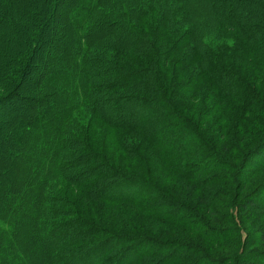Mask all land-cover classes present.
<instances>
[{"label":"trees","instance_id":"obj_1","mask_svg":"<svg viewBox=\"0 0 264 264\" xmlns=\"http://www.w3.org/2000/svg\"><path fill=\"white\" fill-rule=\"evenodd\" d=\"M184 3L185 0H0V7H4L0 11V62H3L0 65V85H8L9 88L0 95V108L10 106L8 110L16 113L11 122L5 119L0 123V264H35L36 251L43 249L48 252L52 248L57 251L52 259L57 264H135L139 261L136 259L138 256L145 255L139 248L149 242L153 244L155 239L143 234L121 235L79 219L76 205L57 191L61 181H67L69 185L74 182V186L83 190L85 201L94 199L100 203H123L136 207L143 203L108 191L118 182L152 184L151 188L153 185L157 187L155 192L159 190L164 194L157 199L168 205L178 204L182 210H189L202 220L203 234L208 242H220L224 233L227 236L230 232L228 227L217 228L208 224L210 215H215L211 211L215 202H209L207 194L197 190L198 185H205L198 182L197 175L185 179L193 182L192 188L180 192L179 199L170 197L167 189L160 188L149 179L148 164L151 161L158 164L155 158L145 159L141 172L145 177L119 173L117 178L114 176L117 169H112L115 167L104 160L95 163L96 159L106 156L95 152L90 143L96 125L101 122L112 129L106 141L111 142L118 137V141L123 142L134 133L137 124H133L130 118L119 121L114 116L112 122L106 121L95 111L93 101H89L90 94H113L123 88L124 91L116 94L120 97L128 94L140 106L152 110L162 104L165 114L158 123L175 122L173 127L178 125L186 131L181 140L191 138L194 141L190 150L186 151L180 145L170 153L166 145L156 139L155 142L166 150L162 157L176 168L183 167L179 166L180 162L189 165L200 160L196 167H203L212 160V164L232 175L235 192H242L250 172L264 167V120L260 125H248L250 119L245 115L256 105L264 108V0H209L211 8L208 14L197 20L185 10ZM167 4L171 14H168ZM154 15L157 19H153ZM89 22L92 23L87 28L90 32L86 40L81 28ZM97 22L111 31L115 24L118 34L111 35L109 31L110 36L97 39L102 44L94 45L97 34L101 32ZM60 32L63 33L59 38L55 37ZM64 33L72 35L73 41L76 39L78 43L71 47L73 41H65ZM119 37L123 38L118 40ZM125 40L146 42L144 44L154 56V64L163 62L161 76L155 71L152 73V85L159 93L158 98H139L130 91L133 80L139 75L131 71L136 65L134 51L126 53V47L118 44ZM167 43L169 47L162 49ZM191 45L195 46L189 51L187 48ZM106 49V58H100ZM77 51L81 55H77ZM175 57L180 62L175 66L173 76L168 78L164 73L170 59ZM66 59H70L75 67L100 62V65L107 66L111 78L90 86L87 78L82 84L83 78L71 76L65 81L66 87L62 85L63 91L57 92L56 98L40 95L39 92L50 83H58L64 78L61 72L47 69L48 64ZM83 85L87 89L86 95L81 91ZM205 86L212 94H218V97L229 95L240 104L241 112L231 127L236 134L241 132L248 137L243 141L244 145L237 135L225 139L230 128L227 115L217 118L215 114H208L217 118L212 123L214 129L222 123V130L217 133L214 129V132L204 131L201 120L187 115L191 113L190 109L184 114L177 111L179 104L176 98L189 95L196 98L201 87ZM26 87L35 88L33 97L20 96L19 92ZM15 100L18 104L25 102L26 108L13 105ZM162 128L169 130V123ZM150 141L154 139L150 138ZM7 146H12L14 152L11 148L6 149ZM66 148L71 152L70 160L58 163L55 155H61ZM138 155L134 159L142 161V153ZM234 156H240V159L236 162ZM220 176L211 175L207 181ZM102 177L107 180L105 185L103 181L100 183ZM22 183L29 184L23 191L13 192ZM39 195L43 199L39 207L46 211V217L39 219L37 226L34 211L38 208L35 200ZM66 203L72 209L75 206L76 210L67 213L64 209ZM260 204H264L262 184L237 200L235 210L243 211L244 219L260 218L264 222V211L255 210ZM152 210L155 209L144 207L142 211L167 221L180 220L177 217L166 218ZM34 234L38 235V240ZM32 237L36 240H31ZM256 239L257 244L264 245V229L258 231ZM174 243L172 241L170 246ZM121 244L127 247L117 249ZM130 249L140 255L131 259ZM241 252L243 255H239ZM240 253L236 260L243 263L238 264H264V249L248 251L242 242ZM153 259L146 258L141 264H153L158 260ZM201 260L210 262L206 257ZM219 264L225 262L220 261Z\"/></svg>","mask_w":264,"mask_h":264},{"label":"rangeland","instance_id":"obj_2","mask_svg":"<svg viewBox=\"0 0 264 264\" xmlns=\"http://www.w3.org/2000/svg\"><path fill=\"white\" fill-rule=\"evenodd\" d=\"M184 4L185 10L187 9L192 17H194L196 20L201 16L204 17L205 15H207L208 11L211 8L209 0H185ZM172 6L173 3L171 7ZM166 8L169 11L168 14H171L169 4L166 5ZM1 10H4V7H0V11ZM91 17L93 18V15ZM153 19H157V16L154 15ZM91 23L92 22L84 23L81 28V32L85 33L87 36L86 40L89 39L88 33L90 32V30H88L87 28L91 26ZM97 24L100 25L101 32L97 34L96 41L97 39L110 36L109 31L111 35L118 34V30L117 28H115V24L113 25L114 30L112 31L105 29V27H102L99 22H97ZM61 33L63 32L57 33L55 37L59 38ZM63 35L65 37V41H73L72 35H67L65 33ZM120 38L123 37H119L118 40H120ZM76 42L78 43V40L76 41V39H74V41L71 43V47L74 46ZM139 42L136 43L125 40L124 43H121L120 41L118 43L121 46L126 47V53L129 51H134L135 53L133 55V58L136 61V65L132 66L131 71L137 72L139 77H136V80H133L131 86L132 89L130 91L132 93H135L133 95L139 98L145 96L148 98L156 99L159 97V93L156 92L155 85H152V73L155 71L156 74L159 73V75L161 76L160 70H162L163 62H155L154 64V56L151 55L148 46L144 44L146 42ZM95 44H102V42L97 41L94 42V45ZM194 46H188L189 48L187 49H189L190 51V48H194ZM166 47H169L168 43L167 45H163L162 49H165ZM93 51L94 50H92V52ZM85 52H88V50H86ZM76 53L77 55H81L79 51H77ZM106 53H108L107 49L101 52L102 55L100 56V58H106ZM88 55H86L85 58ZM179 62L180 60H177V57L170 59L164 75L168 78L171 77L170 75L173 76V73H175V66L179 64ZM2 63L3 62H0V65ZM99 63L93 62L91 63V65L81 64L80 66L75 67L70 59H66L63 61L61 60L59 62H50L46 68H49L50 71L61 72V74L64 75V78L62 80H59L58 83H50V86L45 89L43 88L39 92V94L47 97L51 95L53 96V98H56L55 95H57V92L59 90L63 91L62 85L66 87L65 81L66 79L70 80L71 76L75 78H78L79 76L80 80L81 78H83L82 84L87 78L90 86H92L93 84L101 83L111 78L110 72L106 70L107 66L104 67ZM88 66H90V69L88 68ZM243 66L244 65H242L241 67ZM99 73H101V75ZM66 89L70 91L69 87H67ZM129 89H127V91ZM6 90H9L8 85H0V95L5 94ZM35 91V88L26 87L22 90V92H19V94L20 96L30 98L34 96ZM81 91L83 94H87V89L84 87V85L81 86ZM118 91H124V89L122 88V90H116L113 94L98 92H96L95 94H90L89 101H93V105L96 108L95 111L97 112V114L100 113L99 116L102 119L112 122L114 116L118 118L119 121H126L128 118H130V121L133 124H137V127L136 129H134V133L123 140V142L122 140L118 141V137H115V139H111V142H109L106 141L105 138L108 135L111 136L110 131L112 129L108 126H105V124H103L102 122L99 123V125L97 124L96 130L92 134L90 139L91 147L95 152H100L106 157L96 159L95 163L97 164L99 161L104 160L111 167H115L112 169H117L118 172H115L113 170V172H115L114 176L117 178L120 177L119 173H123L127 176H129V174H134L135 176L145 177L143 173H141L142 169H144L145 167V159L155 158L158 161V164L154 163L153 161L149 162L148 164L150 166V169L148 170H150L149 173L151 174V177L149 179L156 183L160 188L165 190L167 189L168 196L177 199L180 198V192H186L190 189V187L192 188L193 182H188L190 181L189 178L186 182L185 179L187 177H191L192 175H197L198 182L200 184L206 185H198L199 188L197 190L199 192L202 191V193L205 192L207 194L205 195L206 197H208L209 202H215L213 203L214 208L211 210L215 215H210L211 219L210 221L208 220V224L217 228L228 227L231 230L227 234V236L224 233L222 241L215 243L208 242L207 238L203 234L202 220L197 218L198 216L196 214H191L189 210H182L181 206L178 204L168 205L167 202L157 199V196L164 197V194L159 190L155 192L157 187L153 185V187L151 188L152 184L150 182V186H148L147 184H134L128 182L124 184L118 182V184L115 185L111 191H108L109 194L115 193L121 197H132L134 198V202H140V204L141 202L143 203V205L141 204L140 207H136L135 205H128L123 203L118 205L106 202L100 203L99 201H96L94 199H92L93 201H85L82 197L84 195L83 190L78 189V187L74 186V182L71 181L69 185L67 181L60 180L61 184L57 186V191L59 192V194L63 195L67 201L73 202L76 205L79 212V219H84L88 223H91L93 225L96 224L102 229H105L107 231L110 230L111 232H117L121 235L132 236L136 234H143L155 239L153 241V244L149 242L147 244H144L142 248H139L142 250L143 254H145L144 256H142L143 258L141 257L142 254L140 255L138 251L136 253L132 249L129 250V256L132 257L131 259H134L137 254L140 255L136 258L139 261H137L135 264H141L146 258L149 257L151 259L154 258V261L158 259L153 264H219L220 261L225 262V264H238L243 263L242 261L240 262L236 260V255L240 253L242 242L243 245H246L248 251L263 250L264 245L257 244L256 237L258 231L264 229V222L260 220V218L244 219L243 211L238 210L237 208L235 210V203L247 192L251 191L254 187L260 184L264 185V167L257 172H250L251 174H249V179L243 186L244 188L242 192H240V190L239 192H235L234 185H232V175L229 172L226 173V171L221 170L218 165L212 164V160H210V162L208 163L206 162V166L203 167H196L197 165H200L198 163L200 160H196L189 165H187L185 162H180L179 166L183 167L181 169L176 168L174 164L169 163L165 158L162 157L164 155L163 153L166 150H163L162 145L155 142L156 139L160 143H164L170 153H173L175 149L180 148V145H182L181 147L185 148L186 151H188L192 148V142L194 141H192L191 138L190 140L189 138H185V141L181 140V138L184 136L183 134L186 131L181 126L175 124V126L173 127V123L175 122H171L169 120V130L162 128L164 127V125L168 124L166 122H164L162 125L160 124L162 122L158 123V120L162 119V116L165 114V107H162V104L156 105L151 110L150 107L140 106L137 100L130 97V95L128 94H124V96L122 97L118 96L116 94ZM199 92L200 93L196 98H193L191 95L176 98L178 99L179 104L177 106V111L181 114H184L185 110L188 111L190 109L191 113H188L187 115L196 117V120H201L204 125V131L209 132L211 130V132H214L215 130L217 133L222 130V123L221 125H216L214 129L212 127L213 121H216V119L218 117H221L222 115H227L228 125H230V128L229 134L225 135V139L227 140L237 135L238 138H241L243 142L248 138L241 132L236 134L234 132V129L231 127L232 123L235 122L236 115L241 112L240 104L238 102H235L234 98L229 95H222L221 97H218V94H212L208 86L201 87ZM14 103L15 104L13 105L26 108V105L23 104L25 102H22V104H18L15 100ZM96 103L99 106L101 105V109L98 108ZM13 105L11 106L13 107ZM93 105L89 106V108ZM9 107L10 106H7V108H0V123H4L5 119H7V121L9 120L10 122L13 120V116L16 113L10 112L8 110ZM128 111L131 112L128 113ZM208 114H215L217 118H212ZM245 115L250 119L248 125H260L264 120V108L262 106L256 105L251 108V112L249 114ZM150 138H153L154 141H150ZM114 141L115 143L113 144ZM125 141H127V144L124 146ZM9 148H11V150L14 152V148L12 146L6 147V149ZM159 148H162V150H160ZM67 149L68 148H66V150L64 151L62 150L61 155H55V158L58 159V163L60 161L68 162L70 160L71 155H69V153L71 152ZM141 153L143 157L142 161L135 160L134 158L136 157V155L137 157H139L138 154ZM178 154L181 155L180 152ZM234 157L236 159V162L240 159V156ZM125 160L127 162L125 164H122ZM214 174L221 176L207 181L208 177ZM102 181L105 185L107 180L102 177L100 183H102ZM28 184L22 183L13 192L23 191V188H26ZM101 187L103 188V184ZM101 187L100 189H102ZM197 197H199V194H197ZM35 201H37L36 207H38L34 211V216L36 215L35 224L39 226V219L46 217V211H42V209L39 207L40 204L42 206L43 203V199L40 195ZM143 206L147 209H155L152 210V212H159L166 218L177 217L180 220L167 221L166 219H162L157 216L154 217L146 215L145 212L142 211L144 210ZM45 209L46 208L44 207V210ZM64 209L67 213H69L68 211H72L73 209L76 210L75 206L72 209V207H70L67 203L65 204ZM255 210L264 211V204H260L258 208H255ZM202 213L204 212L202 211ZM204 214L206 216L209 215V213ZM145 216H147L148 219ZM25 227L26 226L24 225V228ZM29 234L30 233H27L26 235L29 236ZM33 236H35L38 240L37 234H34ZM35 237H32L31 240H36L34 239ZM172 241L175 243L170 246V243ZM125 247H127L126 244H121L117 249H124ZM56 252V248H52L48 252L44 251L43 249L36 251L34 253L35 264H57V261L54 262L52 260L53 255ZM239 255H243V252H241ZM203 257L208 258L210 262L201 260ZM197 259H199L198 262ZM96 264L100 263L98 262Z\"/></svg>","mask_w":264,"mask_h":264}]
</instances>
